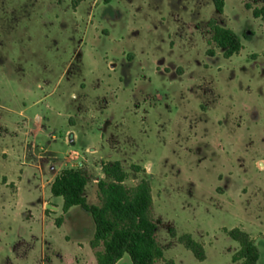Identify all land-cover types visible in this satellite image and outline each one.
Masks as SVG:
<instances>
[{"label": "rangeland", "instance_id": "obj_1", "mask_svg": "<svg viewBox=\"0 0 264 264\" xmlns=\"http://www.w3.org/2000/svg\"><path fill=\"white\" fill-rule=\"evenodd\" d=\"M72 1L0 0V143L42 117L53 138L39 137L38 150L63 161L82 152L80 140L66 143L76 113V134H104V159H135L124 160L127 185L151 181L167 259L240 264L225 228L245 226L264 264V20L254 15L264 0H225L222 13L212 0ZM211 19L239 34V54L216 46ZM19 140L10 163L0 162L19 185L17 199L16 186L0 182V264H97L91 213L77 206L61 226L62 210L43 215L37 170L23 168ZM234 169L241 174L225 180ZM94 171H84L88 202L100 204L98 182L109 178ZM171 229L203 239L206 260ZM117 264L133 263L126 253Z\"/></svg>", "mask_w": 264, "mask_h": 264}, {"label": "trees", "instance_id": "obj_2", "mask_svg": "<svg viewBox=\"0 0 264 264\" xmlns=\"http://www.w3.org/2000/svg\"><path fill=\"white\" fill-rule=\"evenodd\" d=\"M84 0H73L76 8ZM219 13L224 11L225 0H212ZM254 15L264 20V7L255 9ZM213 31L212 40L217 47L225 49L227 58L239 54L243 43L234 30L219 25L214 19L209 23ZM103 171L109 180L98 182L101 196L100 204H89L85 195L89 182L87 174L80 168H64L51 184L53 196L62 197L63 214L55 223L61 226L64 214L71 208L79 206L91 213L95 222V233L90 245L95 251L97 264H117L128 253L133 264H175L174 259H167L164 249L157 240V222L154 215V197L152 184L143 178L135 186L125 183L128 173L120 161L104 163ZM3 183L6 177H1ZM228 236L239 243V249L232 256L240 264H258L260 250L251 234L242 227L225 228ZM172 237L194 256L204 261L207 258L204 244L190 233L178 234L170 230Z\"/></svg>", "mask_w": 264, "mask_h": 264}, {"label": "crops", "instance_id": "obj_3", "mask_svg": "<svg viewBox=\"0 0 264 264\" xmlns=\"http://www.w3.org/2000/svg\"><path fill=\"white\" fill-rule=\"evenodd\" d=\"M82 122L81 117L78 114H72L69 113L68 115V124H67V134L70 135V139L66 140V143H74L78 140L81 142L82 152L79 153V155H75V152H68V155L65 160L61 161L59 159V156L56 152H51L49 155H45L44 152L47 151V148H45L44 152H40L38 150V138L44 135H47L51 138H53L52 133H50L49 128H47L44 124H42V117L40 119V123L33 122L31 123L30 120H25L22 123V126H19L17 128L18 133L16 134V137L13 138V136H4V139H2L0 143V162L1 161H7L10 163L11 157H13L11 151V145H13L14 139L20 138L18 143L21 144L22 152H23V159L21 163L24 165L23 168L32 167L35 168L37 171H34V180L33 185L39 189V191L43 194L42 198V209H43V215H45L46 210H51L54 213H57L62 210L63 206V199H62V205L58 203V197H55L51 193V184L57 177V175L64 169V168H80V166L83 168L84 171H94L95 174H99L101 178H105L106 174L104 171L96 165L95 162H104V163H113L115 161H120L122 165L124 164V160L130 159L135 160L132 157H117V159L108 160L104 159L103 155L101 154L100 149L98 148V144L104 139V134L101 135L97 134V131L90 130L85 132L83 136H80L75 133V128L77 127L78 123ZM13 148V147H12ZM40 149L42 147H39ZM78 153V152H77ZM30 157V161H26ZM48 159V162H46L45 159ZM140 163L144 168H146V171L149 172L151 170V164L148 163ZM100 169V172H98ZM26 169H21L22 176H20V179L24 178L26 175L25 173ZM242 171L238 169H234L228 172L224 176L225 180H231L234 176L233 174H241ZM1 177H6L7 182L4 183L5 186L10 185L13 183L16 186V196L18 199L19 196V185H17L6 173H3L0 171ZM96 183L98 180H94ZM0 182H2L0 180ZM252 184L251 181L248 180V185ZM89 185H93L92 182H88L85 190V195L87 196V190ZM48 191L51 193V196L48 195ZM153 191V189H152ZM154 194V193H153ZM154 196V195H153ZM77 207V206H76ZM75 209V207L71 208L68 212ZM46 216V215H45ZM243 228L246 229L245 226ZM247 231V229H246ZM250 233V232H249ZM198 241L202 242L204 244V247L206 249L207 243L203 239H198ZM207 250V249H206ZM173 259V258H172ZM175 261V260H174ZM175 264H179L176 263Z\"/></svg>", "mask_w": 264, "mask_h": 264}, {"label": "built area", "instance_id": "obj_4", "mask_svg": "<svg viewBox=\"0 0 264 264\" xmlns=\"http://www.w3.org/2000/svg\"><path fill=\"white\" fill-rule=\"evenodd\" d=\"M75 155H79V153L75 152ZM80 169H83V168L80 166Z\"/></svg>", "mask_w": 264, "mask_h": 264}]
</instances>
